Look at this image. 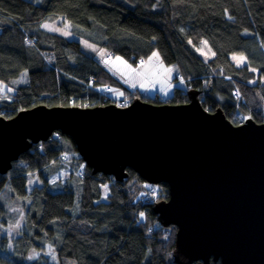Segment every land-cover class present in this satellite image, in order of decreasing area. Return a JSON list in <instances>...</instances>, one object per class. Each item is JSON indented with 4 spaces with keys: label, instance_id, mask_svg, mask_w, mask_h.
I'll use <instances>...</instances> for the list:
<instances>
[{
    "label": "trees",
    "instance_id": "trees-1",
    "mask_svg": "<svg viewBox=\"0 0 264 264\" xmlns=\"http://www.w3.org/2000/svg\"><path fill=\"white\" fill-rule=\"evenodd\" d=\"M60 18L71 33L104 49V62L108 54L121 55L139 67L158 52L175 68L173 82L186 86L175 85L169 98L132 93L80 42L42 28ZM0 27V82L28 73L24 85L0 95L6 119L39 105L118 104L109 97L183 104V92L197 90L205 109L221 108L235 125L248 117L264 123V0H0ZM204 42L214 52L208 60L199 53ZM235 54L247 64L236 66ZM111 87L124 96H114ZM61 165L72 170L55 188L50 177ZM128 174L122 182L95 175L74 141L59 132L34 145L0 175V264H176L177 228L163 227L153 210L169 199L168 185ZM29 175L42 184L29 190ZM107 184L110 194L102 201Z\"/></svg>",
    "mask_w": 264,
    "mask_h": 264
},
{
    "label": "water",
    "instance_id": "water-1",
    "mask_svg": "<svg viewBox=\"0 0 264 264\" xmlns=\"http://www.w3.org/2000/svg\"><path fill=\"white\" fill-rule=\"evenodd\" d=\"M188 102L127 107L39 105L0 115V175L34 145L59 132L96 175L122 182L128 169L169 199L154 205L163 227L177 228L176 264H264V123L235 125L210 112L200 91Z\"/></svg>",
    "mask_w": 264,
    "mask_h": 264
},
{
    "label": "rangeland",
    "instance_id": "rangeland-1",
    "mask_svg": "<svg viewBox=\"0 0 264 264\" xmlns=\"http://www.w3.org/2000/svg\"><path fill=\"white\" fill-rule=\"evenodd\" d=\"M33 1H35L36 3H40L42 0H39V1L33 0ZM44 25H48V27H44ZM42 28L48 32L63 36L69 40H76V41L80 42L82 50L86 54L94 57L97 60L104 62L103 58H104L106 51L104 49L98 47L97 45H95V44L71 33L69 30V24L67 22H64L62 18H60L59 20H57L55 22L44 23ZM51 29H58V30H51ZM0 32H1V27H0ZM64 33H67V34H64ZM199 53L201 54V56L205 60L210 59L214 55L212 48L210 47V45L207 42L206 43L204 42L202 44V47L199 49ZM156 55L157 54H154L153 57L156 58ZM118 57H119V59H117ZM233 57H237V58L243 57L245 59L242 62H240L238 59H233ZM112 59L113 60L108 63L109 68L111 70H113L120 79H125V78L132 79V77H133L132 75L134 73V69H136V66L121 55H114V56H112ZM151 59H153V58H150V60ZM231 59L234 61L235 65L239 66V67L247 64V59L244 55H237V54L231 55ZM169 69L171 71H169ZM154 75H155L154 78H150V81L146 80V82H145V86H144L143 90L144 89L148 90V93H146L145 96L155 97L156 91H155V89H153V87H155V86L159 87L158 82L166 83L167 81L174 80L176 77V70L172 65H167L165 63H158V65L156 66V72ZM146 78H148V77H146ZM27 80H28V73L26 72V73L22 74L20 79L13 81L11 84L0 82V95H3L6 91H9V89H11L12 92L15 91L17 87L24 85ZM182 82H184V81L179 80L176 83L173 82V86L179 85ZM4 86H6V87H4ZM184 86H186V85L184 84ZM111 90H112L111 93L115 94L114 92H116V90H120V88L119 87H111ZM174 93H175V89L172 88L166 94L167 98L172 97L174 95ZM58 165H60V162L59 163L56 162L54 164V167H57ZM80 168L83 170L84 165H81ZM57 170H58V172L55 175L50 177V180L52 181V185L55 188H58L59 181H61V183H63L64 180L67 179V177L69 176V173L71 172L72 169H71L70 165H67V166L61 165L59 168H57ZM74 181L77 182L76 185H78L79 181L77 179V176H75L73 178V182ZM28 182H29L28 183V189L29 190H31L36 185L42 184V180L39 178V176L29 175V181ZM64 186H61L60 189H57V190H55L53 187H51L52 188L51 191L55 190V192H57V191H61L62 189L64 190ZM105 186H107V190L105 189ZM105 186L102 189L103 190L102 201H106L109 194H110V185L107 184ZM77 191H78V189H77ZM77 194L80 195L79 193H77ZM144 216H145V214L143 213V217ZM7 233L9 235H11V234H14L15 231H13V229H11V230H7ZM46 255H47V257L52 256L49 254H46Z\"/></svg>",
    "mask_w": 264,
    "mask_h": 264
},
{
    "label": "crops",
    "instance_id": "crops-1",
    "mask_svg": "<svg viewBox=\"0 0 264 264\" xmlns=\"http://www.w3.org/2000/svg\"><path fill=\"white\" fill-rule=\"evenodd\" d=\"M154 54H157L156 58L153 57ZM154 54L150 57V58H153V59L150 60V58H149L141 66L136 67V69H134V73L132 75L133 76L132 79H129V78L120 79L116 75V73L109 68V64L108 63L106 64V62H103V61L102 62L107 66V68L109 69V71L111 73H114L124 83V85L127 87V89H129L130 91H134V92L137 91V93H140V94L145 96V94L148 93V90H146V89L143 90L146 80L150 81V78H154L155 77L154 74L156 72V66L158 65V63H163L159 53L155 52ZM112 60L113 59H111V61ZM147 67H149V68L147 69L146 72H144V70ZM146 77H148V78H146ZM158 83H159V87L155 86V87H153V89H155L157 94L159 93L160 95H162L163 98H167L166 94L174 87L173 86V80L172 81H167L166 83H161V82H158ZM179 86L184 87L183 82L181 84H179ZM114 93L115 94H113V95L117 96V97L124 96V92L121 91V90H116V92H114ZM120 93H123V95H120Z\"/></svg>",
    "mask_w": 264,
    "mask_h": 264
},
{
    "label": "built area",
    "instance_id": "built-area-1",
    "mask_svg": "<svg viewBox=\"0 0 264 264\" xmlns=\"http://www.w3.org/2000/svg\"><path fill=\"white\" fill-rule=\"evenodd\" d=\"M110 60H111V54H108V55L106 56V58H105V61L109 62ZM141 64H142V61H139V65H141ZM235 96H236L237 98L239 97V95H238L237 93H235ZM108 99L117 100V102H118L117 105H119V106H121V107H125V106H127L128 103H129V100H128V98H126V97H124V98H116V99L109 97ZM239 120L242 121L241 119H239Z\"/></svg>",
    "mask_w": 264,
    "mask_h": 264
},
{
    "label": "snow or ice",
    "instance_id": "snow-or-ice-1",
    "mask_svg": "<svg viewBox=\"0 0 264 264\" xmlns=\"http://www.w3.org/2000/svg\"><path fill=\"white\" fill-rule=\"evenodd\" d=\"M44 27H48V25H44ZM51 30H58V29H51ZM64 34H67V33H64ZM206 43V42H205ZM117 59H119V57L117 58ZM233 59H238L240 62H242L245 58H243V57H240V58H237V57H233ZM169 71H171L170 69H169ZM134 86V85H133ZM4 87H6V86H4ZM9 91H11V89H9ZM120 95H123V93H120ZM87 105H85V107H86ZM249 119H251V117H249ZM144 187H150V185H144ZM105 189L107 190V186H105ZM141 216L143 217V213H141ZM17 227H18V225H17ZM38 255V254H37ZM49 255H52V253H49ZM34 258H36V257H33V256H30V257H28V259H34ZM53 259H55V256L53 255Z\"/></svg>",
    "mask_w": 264,
    "mask_h": 264
},
{
    "label": "bare ground",
    "instance_id": "bare-ground-1",
    "mask_svg": "<svg viewBox=\"0 0 264 264\" xmlns=\"http://www.w3.org/2000/svg\"><path fill=\"white\" fill-rule=\"evenodd\" d=\"M148 68H149V67H147V68L144 70V72H146ZM97 106H104V105L91 104L90 107H97ZM86 108H87V107H86Z\"/></svg>",
    "mask_w": 264,
    "mask_h": 264
}]
</instances>
